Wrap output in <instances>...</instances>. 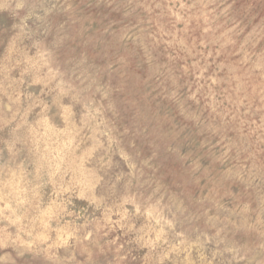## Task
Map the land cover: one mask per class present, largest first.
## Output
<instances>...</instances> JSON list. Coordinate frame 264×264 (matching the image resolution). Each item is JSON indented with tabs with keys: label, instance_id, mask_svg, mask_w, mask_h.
I'll list each match as a JSON object with an SVG mask.
<instances>
[{
	"label": "rangeland",
	"instance_id": "rangeland-1",
	"mask_svg": "<svg viewBox=\"0 0 264 264\" xmlns=\"http://www.w3.org/2000/svg\"><path fill=\"white\" fill-rule=\"evenodd\" d=\"M0 264H264V0H0Z\"/></svg>",
	"mask_w": 264,
	"mask_h": 264
}]
</instances>
